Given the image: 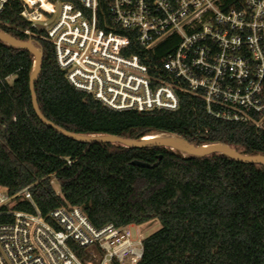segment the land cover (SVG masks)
Instances as JSON below:
<instances>
[{
  "label": "trees",
  "instance_id": "1",
  "mask_svg": "<svg viewBox=\"0 0 264 264\" xmlns=\"http://www.w3.org/2000/svg\"><path fill=\"white\" fill-rule=\"evenodd\" d=\"M21 9L17 0L5 4L0 32L31 42L41 54L34 91L40 113L55 125L135 140L173 134L193 145L224 143L244 155L264 156L263 129L215 117L190 93L178 92L174 110L139 111L113 109L75 88L58 66L53 44L42 37L43 30L30 27ZM129 37L128 52L144 54ZM178 42L172 35L156 44L155 55L147 59L152 72ZM33 64L28 49L0 39V186L10 195L29 185L42 215L61 204L78 205L95 226L158 220L159 228L142 241L139 264H264L263 164L222 152L182 154L157 145L70 138L35 114L29 90ZM133 159L155 165L140 167L130 163ZM13 208L33 211L24 199H16Z\"/></svg>",
  "mask_w": 264,
  "mask_h": 264
},
{
  "label": "built area",
  "instance_id": "2",
  "mask_svg": "<svg viewBox=\"0 0 264 264\" xmlns=\"http://www.w3.org/2000/svg\"><path fill=\"white\" fill-rule=\"evenodd\" d=\"M9 1L0 0V12ZM17 1L30 27L43 26L69 83L105 105L174 110L182 91L201 98L215 117L264 130V0ZM120 30L146 52L129 53L130 37ZM172 35L177 46L152 72L147 59ZM16 199L33 211L13 208ZM1 216L11 219L0 221V264H139L142 258L144 237L135 224L95 226L69 204L42 215L29 185L14 195L0 186Z\"/></svg>",
  "mask_w": 264,
  "mask_h": 264
},
{
  "label": "water",
  "instance_id": "3",
  "mask_svg": "<svg viewBox=\"0 0 264 264\" xmlns=\"http://www.w3.org/2000/svg\"><path fill=\"white\" fill-rule=\"evenodd\" d=\"M37 28L41 30L43 26L41 24H37ZM0 39L7 41L9 43H10V40H13L14 43H11V44L18 45V46L28 49L33 54L34 59L38 60L36 65L35 63L33 64V71L30 76V81H29V90H30L33 110L35 114L42 121L54 127L57 131H59L60 133L70 138H73L79 141H84V142L116 141L123 145L133 146V147L146 146V145H157V146L168 147L171 149L175 148L185 153H189L193 155L207 154V153H213V152H222V153H225L231 156L230 153H233L236 155L237 159H242V160L251 161V162H258L264 165V156L256 155L255 157V156L244 155L238 152L237 150H235L233 147L227 144H224V143H218V145H215V146L205 147L203 145H193V144H190L180 139H170L169 140V139H159L158 138L153 141H144L142 138L140 140H135V139H131V138H127V137H123L119 135H114V134H79V133L70 132L62 127H59L55 125L52 121L46 119L40 113V110L37 104V99H36V95L34 91V81H35V78L38 76L39 70H40L41 54L39 53L38 49L34 45L30 44L29 42L21 41L15 38L14 36H11L5 32H0ZM160 156L161 155H158V158H160ZM130 163L133 165L140 166V167H152L155 165V163L151 164L149 162L142 161L139 159H133L130 161Z\"/></svg>",
  "mask_w": 264,
  "mask_h": 264
},
{
  "label": "rangeland",
  "instance_id": "4",
  "mask_svg": "<svg viewBox=\"0 0 264 264\" xmlns=\"http://www.w3.org/2000/svg\"><path fill=\"white\" fill-rule=\"evenodd\" d=\"M8 79L11 80L12 77H9ZM157 135L168 137V138H171V139L183 140V139H181V138H179V137H177L176 135H173V134L164 133V134H157ZM173 150L179 151L180 153L185 154V152L180 151L178 149L173 148ZM52 185H53V188L55 189V191L57 193H59V184H58V182H56L55 180H52ZM159 226H160V223L158 222V220H150V221H147V222H144V223L135 224L131 228L132 229H134L135 227L138 228L141 231V233H142V237H145L148 234H150V233L154 232L155 230H157L159 228Z\"/></svg>",
  "mask_w": 264,
  "mask_h": 264
},
{
  "label": "bare ground",
  "instance_id": "5",
  "mask_svg": "<svg viewBox=\"0 0 264 264\" xmlns=\"http://www.w3.org/2000/svg\"><path fill=\"white\" fill-rule=\"evenodd\" d=\"M10 43H14V41L13 40H10ZM37 59H35V65L37 64ZM171 139V138H168V137H164V136H160V135H157V134H147V135H145V136H143L142 137V139L144 140V141H153V140H155V139ZM215 145H218V143H210V144H204L203 146H205V147H208V146H215ZM230 155L233 157V158H236V155L235 154H233V153H230ZM256 157V156H255Z\"/></svg>",
  "mask_w": 264,
  "mask_h": 264
}]
</instances>
